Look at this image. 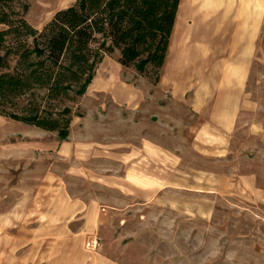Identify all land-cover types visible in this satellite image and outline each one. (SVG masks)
Segmentation results:
<instances>
[{"label":"rangeland","instance_id":"1","mask_svg":"<svg viewBox=\"0 0 264 264\" xmlns=\"http://www.w3.org/2000/svg\"><path fill=\"white\" fill-rule=\"evenodd\" d=\"M258 1L259 29L251 57L245 55L248 29L243 31L242 56L227 51L226 57H203L190 50L185 57L194 60L196 69L187 73L190 86L180 83L184 87L175 93L180 104L170 112L179 118L177 129H169L165 121L155 125L138 103L133 105V91H150L134 82L124 92V103L116 102L113 90L91 93L90 84L82 96L64 99L61 103L73 116L63 140L55 131L0 115V264H66L61 242L88 219L65 216L74 196L82 197L84 208L93 204L98 210L100 223L84 234V245L89 252H106L115 262L264 264V0ZM27 2L26 17L38 29L57 9L53 0L49 6L44 0ZM226 31L233 33L230 26ZM205 43L211 52L225 45L215 35ZM226 44L228 50L229 35ZM107 56L117 61L116 53ZM238 63L244 71L234 70ZM220 65L226 71H218ZM125 68L137 83L149 82ZM152 90L154 96L165 89ZM215 100L221 103L213 104ZM223 107L237 114L225 127L210 119L213 110ZM114 108L127 122L122 131L126 146L113 145L121 138L106 137L120 129L107 117ZM161 129L176 134L163 135V146L172 152L164 155L163 168L156 169L137 150L140 134L151 136ZM118 150L123 153L112 157L116 162L106 159ZM176 172L192 174L191 191L166 182ZM128 173L134 176L129 179ZM156 173L164 177L161 199L154 198L155 185L142 191L125 181L137 183L138 176L154 181ZM94 237L99 245L92 250L87 242ZM48 251L50 256L43 257Z\"/></svg>","mask_w":264,"mask_h":264},{"label":"trees","instance_id":"2","mask_svg":"<svg viewBox=\"0 0 264 264\" xmlns=\"http://www.w3.org/2000/svg\"><path fill=\"white\" fill-rule=\"evenodd\" d=\"M180 0H74L38 29L27 0H0V115L66 139L96 65L116 54L156 85Z\"/></svg>","mask_w":264,"mask_h":264},{"label":"crops","instance_id":"3","mask_svg":"<svg viewBox=\"0 0 264 264\" xmlns=\"http://www.w3.org/2000/svg\"><path fill=\"white\" fill-rule=\"evenodd\" d=\"M73 1L74 0H53V2L57 3L55 5V8L57 9L65 8L68 5H70ZM47 3H52V2L51 0H44V5L49 6L47 5ZM44 5L42 6L44 7ZM258 13H259L258 0H180L173 29L170 35V41L167 49L166 58L160 73V81L158 85L155 86L147 81H141L137 83L136 78H134V76L130 73V70L123 67L117 61H114L107 56V57H103L102 60L100 61L99 68L96 71L97 74L93 76L90 82V92L93 93L98 88H103L108 93L113 90L112 94H114V99L116 100V102L124 103L125 101L124 92H127L130 89V87L132 88L133 86L132 83L134 82L135 84H139V85L142 84L144 85L145 88L147 89L149 88L150 91L146 93L144 92V90H142L140 91V94H137L136 91L131 90L134 92L135 95L133 105L138 103L139 106L142 107L145 116L148 117L149 120L155 119L154 121L158 123L155 125L161 126L162 122L165 121L169 129H172L173 127L174 129L175 128L177 129L178 128L177 123L179 118L178 116H176V114H173L170 111L173 109V107H176L177 105L180 104V100L175 95L179 87L190 86L187 78V73L189 71L193 72L196 69L194 60L186 59L188 58L187 56L191 54L189 51L190 50L201 51V55L203 57L204 56L226 57L227 51H229L228 55L236 54L242 56L241 50L243 46L242 43L243 31L244 29H248L250 34L246 35L247 46L245 49L247 52H245V55L248 54V56L251 57L253 55V49H254L253 44L256 42L258 29H259ZM212 25H216V28L212 29ZM229 26L232 28L233 33L231 32L227 33L226 30L227 27ZM214 35L215 37L217 36L218 40L225 41V45L222 46V49H220L219 52H215V51L211 52L210 50L212 47L208 46V44L206 45L205 43L206 40H210ZM228 35L230 36L231 44H230V48H228L227 50L226 40ZM232 35L234 36L231 39ZM178 40L179 42L176 47L175 42H177ZM237 47L239 48L238 52L236 49ZM115 53L117 54V52ZM242 66L243 65L239 63L233 65L234 70L240 72L244 71ZM220 67L221 65L218 66L217 68L218 71L221 69L222 71H226V69ZM132 77H133V81H130ZM180 83L184 84V86L180 85ZM159 88L165 89L162 91V94L160 95V93L157 92L159 93L158 95L155 94L154 96H151L150 92L153 91L152 89L155 90L157 89L159 91ZM225 102L226 101H224V103ZM216 103H221V102L219 101L217 102L215 100L213 104ZM231 104L233 105L234 102ZM114 110H115L113 111L114 114L111 113L110 111V115L108 114L107 117L109 121L112 120L115 121L116 127L120 129L119 131H117L118 133L115 132L112 134L110 133L107 134L106 137L110 138L112 135L113 137L121 138L122 141L116 140V142L113 143V145L126 146V144L123 143L124 134L122 131L124 127L127 126L126 124L127 122L124 119V116L120 114V111H116V108H114ZM222 110L223 111L219 110L220 112H215V110H213L214 112L213 114L211 113L212 115H210V119L212 118L219 122L223 121L224 124H222V126L225 127L227 125L226 122L231 121L232 118L233 120H236L237 114L235 113L233 115V111H232L233 109L230 108L227 109L223 107ZM182 128L183 131H186V128L189 127H186L185 129L184 127ZM155 132L156 133L154 135H151L153 138L147 133L144 135L140 134L139 148L137 151L140 154H142L144 158H149V161L153 162V164L156 166V169L158 168L162 169L163 168L162 160L164 158V155L170 154V152H172L171 149H167L163 146V137H164L163 135L165 136L166 135L170 136L171 134L175 135L176 130L163 131L161 129L160 131L158 132L155 131ZM120 151L121 150H118V152L117 151L110 152V153H114V155L109 154L106 155L105 157L107 160L111 159L112 161L116 162V158H119L120 156L119 153ZM115 154H119V156L116 157ZM112 157H116V158H112ZM172 168L176 169L179 167L174 166ZM133 176L134 175H132V173H128L129 179H131ZM169 176L170 177L168 178L170 180L166 178V182L170 183V185L174 189L191 191V188L189 187L191 184L194 183L193 182L194 177L192 176L191 173L176 172L173 174L171 173ZM154 179H155L154 181H146L145 178L138 176L136 178L138 184L132 180L131 181L128 180L127 177L125 181H128L129 183H133V185H136L135 187H138L142 191L143 190L145 191L146 189H150V186L155 185V188L153 190L154 198L161 199L160 194L162 193L163 190L162 183L164 177L162 173H159L158 175L156 173ZM78 197L79 196H74L73 200H75V203L71 204V206H74V209H72L71 206L70 208L65 209L66 212L65 216L73 218L79 214L88 217V219L86 220L87 222H85L84 226L82 225L76 228L74 232L69 231L68 232L69 235L66 236L64 235L65 239L63 240V242H61L62 244L61 251L63 252V257H65L66 259V264H122L120 262H115L114 259L111 258L109 255H107V253L104 251L98 250L94 252H89L86 246L84 245V240H85L84 234L86 235L88 231L92 230L93 227L100 222L97 220L98 210L96 211V209L93 208V204H90L88 206V209L87 207L84 208L85 205L83 204L82 197L81 198ZM90 200L91 202L95 201L92 198ZM131 205L132 204H129L128 206L131 207ZM85 211L86 213H84ZM65 228H67V230L69 229L68 226H65ZM73 236L75 238H72ZM50 253H51L50 251L45 252L43 257L46 258L47 255L50 256ZM44 263L46 264L47 262Z\"/></svg>","mask_w":264,"mask_h":264},{"label":"built area","instance_id":"4","mask_svg":"<svg viewBox=\"0 0 264 264\" xmlns=\"http://www.w3.org/2000/svg\"><path fill=\"white\" fill-rule=\"evenodd\" d=\"M87 245L90 249L94 250L97 248L99 243H98L97 239L94 237V238H91L88 240Z\"/></svg>","mask_w":264,"mask_h":264}]
</instances>
